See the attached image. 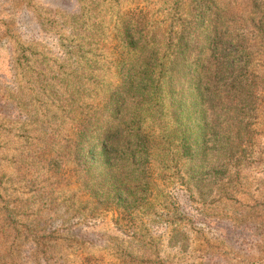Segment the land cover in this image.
<instances>
[{
  "label": "rangeland",
  "instance_id": "1",
  "mask_svg": "<svg viewBox=\"0 0 264 264\" xmlns=\"http://www.w3.org/2000/svg\"><path fill=\"white\" fill-rule=\"evenodd\" d=\"M115 128L127 159L109 151ZM197 132L230 188L196 201L180 179ZM106 148L125 187L101 202ZM14 200L59 206L102 244L128 241L125 224L157 239L177 201L190 262L264 264V0H0V205Z\"/></svg>",
  "mask_w": 264,
  "mask_h": 264
},
{
  "label": "trees",
  "instance_id": "2",
  "mask_svg": "<svg viewBox=\"0 0 264 264\" xmlns=\"http://www.w3.org/2000/svg\"><path fill=\"white\" fill-rule=\"evenodd\" d=\"M170 40L169 34L166 33H162L160 39H157V55H161L164 65L172 59V53L168 51ZM119 65L122 68L125 66L122 63ZM165 86V80L157 82L160 98ZM124 139L120 129H113L108 139L112 146L109 151L123 148L124 156L121 158L127 159L126 152L130 144L123 143ZM192 142L194 145H191V154L199 161L193 163L191 175L180 179L185 192L182 198L197 201L206 194L209 198L230 188L223 185L222 180L209 179L207 171L215 167L220 169L225 163L213 161L209 155L206 158L203 132H197ZM107 148L102 152L104 163L95 178L96 185L106 189L97 195L101 202L110 200V189H118L116 182L125 187L122 165L118 162L108 163L111 157L116 155H112ZM178 165L181 169L186 166L182 161H179ZM165 182L172 185L169 178H166ZM157 187L159 188L158 185ZM164 200L167 202V199ZM22 202L5 201V205H0V221H5L0 227V264H211V258L208 262L189 261L193 258L188 242V232L191 228L181 222L185 208L180 207L177 201L172 202L174 204L171 209H167L169 223L164 227H157V239L146 227L125 224L119 226V231L128 236L129 240L108 244H102L98 238L89 237L88 234L79 235L77 224H59L61 219L68 218V213L61 211L59 206L53 205V208L48 210L49 213L41 209L43 215L33 216L26 207L27 203ZM41 220H45L43 223L49 220L51 224L43 226ZM56 223L58 226L55 227Z\"/></svg>",
  "mask_w": 264,
  "mask_h": 264
}]
</instances>
